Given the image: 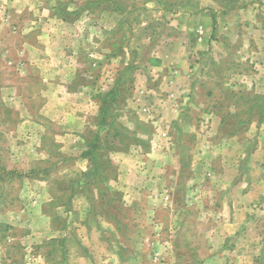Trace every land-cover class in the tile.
<instances>
[{
    "label": "rangeland",
    "instance_id": "rangeland-1",
    "mask_svg": "<svg viewBox=\"0 0 264 264\" xmlns=\"http://www.w3.org/2000/svg\"><path fill=\"white\" fill-rule=\"evenodd\" d=\"M234 189L264 194V0H0V264H194Z\"/></svg>",
    "mask_w": 264,
    "mask_h": 264
},
{
    "label": "crops",
    "instance_id": "crops-1",
    "mask_svg": "<svg viewBox=\"0 0 264 264\" xmlns=\"http://www.w3.org/2000/svg\"><path fill=\"white\" fill-rule=\"evenodd\" d=\"M55 97L56 95H53L51 101H54ZM56 111H58L56 107L50 111L52 116L57 113ZM81 158L88 162L85 163L87 169H84L87 172L90 168L89 161L83 159L82 154ZM251 193L247 191L241 197L237 190H232L228 201L229 207H224L226 205L224 202L221 207L223 214H213L216 218L208 237L207 255L203 257H199L198 253L194 255L192 257L194 264H264V234L261 233L264 228L257 219H253L254 215L264 217V205L259 202L261 198L264 199V194L258 196ZM225 208L229 210L230 218L224 221L220 217L224 216ZM151 257L150 255V259ZM119 263L120 261L116 259L115 264Z\"/></svg>",
    "mask_w": 264,
    "mask_h": 264
},
{
    "label": "trees",
    "instance_id": "trees-1",
    "mask_svg": "<svg viewBox=\"0 0 264 264\" xmlns=\"http://www.w3.org/2000/svg\"><path fill=\"white\" fill-rule=\"evenodd\" d=\"M114 92H110L104 96H101V106H100V125H105L107 123V118L110 112V106L111 103L113 102L112 97L115 95ZM94 145V144H93ZM91 146V149L87 150L86 152L83 153L85 158L90 162V168L87 172L83 173V176L87 178H97L98 175H100V172L102 171V167L99 166L95 159V146ZM10 174L12 176L15 175H20V173H17V171L12 170L10 171Z\"/></svg>",
    "mask_w": 264,
    "mask_h": 264
}]
</instances>
